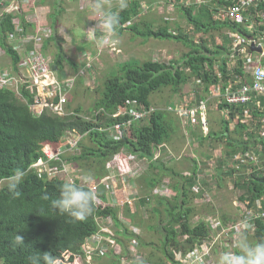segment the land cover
Returning <instances> with one entry per match:
<instances>
[{"label": "trees", "instance_id": "obj_1", "mask_svg": "<svg viewBox=\"0 0 264 264\" xmlns=\"http://www.w3.org/2000/svg\"><path fill=\"white\" fill-rule=\"evenodd\" d=\"M117 0H106L112 2ZM180 4V0H173ZM126 7L119 9L118 6L112 8L119 14V25L117 34L120 37L123 32L129 31L134 36L139 35L144 38L155 40H173L181 43L187 48L186 54L180 62L147 61L141 64L124 63L120 66L118 73L114 72L96 89L98 96L93 103V112L90 118L80 115V110L71 111L72 115L57 117L48 113L37 116L30 109L32 98L28 91L20 89L18 94L10 90L0 89V182L7 181L13 170L22 169L25 172L23 182L19 186L21 195L14 197L6 187L0 188V264H30L29 257L35 252H51L60 261L66 260L69 263L75 261L76 256H83L81 247L84 241L96 234L99 230L97 219L109 218L113 227L111 228L117 235L114 239L118 245L126 250V244L130 240L139 242L141 239L120 222L119 210L110 204L101 205L105 196L95 193L93 201V212L83 221L75 220L67 214H61L53 209L50 201L59 196L63 181L57 179H47L45 175L38 174L31 168L38 160H46L42 149L48 147L52 152L58 150L66 143L65 138L69 135L80 137L78 147L80 152L63 157L61 161L70 164L74 168H83L85 172H90L96 184L107 178L109 168L115 163V157L119 156V162L127 156H137L146 158L149 161L147 175L144 180L146 187L153 188L169 178L172 181L171 192L174 195L170 198H158L152 208L154 224L145 226L146 230L157 232L159 235V251L166 261L146 260L142 264H181L175 260L174 253L181 252L183 256L190 253L194 248L202 244L209 238L210 226L205 218H200L196 223L192 219L197 214V210L192 204L194 187L198 184L196 174L204 172L206 162L200 167L192 161V169L189 176L174 172L165 164L160 163V158L154 159L155 149L162 144L170 143L171 133L174 124L170 119L165 118V112L155 111L149 117L134 122L126 135L121 139L110 138L109 130L114 125L126 121L127 114L114 117L120 109L128 111L132 108L151 107L150 96L164 88H170L177 92L179 86L190 78L200 80L201 93L203 96L196 97V105L204 102L209 95V89L216 84L227 85L228 81L246 79L249 77L243 74L241 62L236 61L239 68L230 74L226 70V61L230 54L231 43L229 34L238 33L242 39L249 36L245 25L233 21L219 23L212 20L211 10L208 5H202L193 14L195 5L185 7L178 5L183 14V18L188 25L194 28L196 33L208 34L210 32H220L226 29V44L214 46L213 50L204 45L194 44L188 36L181 31L178 34L169 33L167 27L157 30L145 26V31H138L137 24H125L139 15V0H125ZM223 2H225L223 0ZM226 5L231 3L226 0ZM251 12L253 10L251 9ZM14 18L19 20V27L23 35H34L36 25L28 23L23 13L12 12L3 14L0 17V48H2L11 62V67L16 70L19 62L17 54L8 44V36L16 30L13 24ZM257 22L258 20L255 19ZM54 31L55 23H51ZM262 29V28H261ZM178 31V29L176 30ZM143 33V34H141ZM255 33V30L253 31ZM252 33V34H253ZM99 35V32H97ZM55 41V34L44 41L42 52L45 54L48 44ZM238 60V59H237ZM53 63L59 68L63 75V62L66 60L60 48L54 55ZM218 61V62H217ZM67 64L69 62L66 61ZM264 63V62H263ZM215 64L220 72L219 78L211 77ZM239 76V77H237ZM245 80V81H246ZM20 97V98H19ZM264 102V99H261ZM223 105L219 106V109ZM68 109V106H67ZM230 116L233 119L236 112H241V108L228 107ZM68 111H70L68 109ZM253 116L261 118V112L252 111ZM242 115V114H241ZM210 128V126L208 127ZM253 125L249 123L240 124L236 122L234 128H230L225 120H220V130L208 131L206 137L199 134L200 144H203L208 137H215L219 142L224 143L223 153L215 160V179L221 181L226 177L232 184L233 189L243 190L240 199L248 203L250 209H255L257 200L264 196V137L259 135L261 122ZM192 135V136H193ZM245 135L252 138L251 142L245 140ZM254 150L259 156L257 167H250V164L241 165L244 172L237 174L232 165H238L235 156L244 155L246 151ZM58 162L50 161L51 166H58ZM212 171L211 169H207ZM247 175V176H246ZM220 178V179H219ZM78 186H80L77 183ZM87 190L89 188L80 186ZM199 193L202 190H198ZM197 191V192H198ZM101 201V202H100ZM122 216L128 218L132 223L133 215L126 212L128 205L124 204ZM128 216V217H127ZM240 218L231 224L222 225L226 228L239 223ZM253 231L251 243L264 241V219H253ZM250 230H247V233ZM20 233L25 237V245L16 247L13 245V237ZM184 237H186L184 239ZM152 245V243H150ZM217 248V247H214ZM233 251H237L235 247ZM221 252L219 251V254ZM120 259V258H119Z\"/></svg>", "mask_w": 264, "mask_h": 264}, {"label": "rangeland", "instance_id": "obj_2", "mask_svg": "<svg viewBox=\"0 0 264 264\" xmlns=\"http://www.w3.org/2000/svg\"><path fill=\"white\" fill-rule=\"evenodd\" d=\"M195 1L200 0H191V4L195 5ZM186 2L187 0H185V2L184 0H180V3H183L181 5L185 7ZM200 2L205 3L204 1ZM139 4V15H137L132 22L134 25L137 24L138 31H145V26H149L153 30H157L160 27H167L169 33L178 34V32L181 31V33L188 36L189 40L194 44L204 45L210 50H213L214 46H218L224 42L226 43V30H221V33H196L194 28L188 25L183 18V14L178 7L180 4L173 3L172 0L171 3H169V0H139ZM106 5L112 9L118 6V0L106 2ZM145 5L148 6L146 13H144L143 10ZM21 6H25L27 9L23 12L25 20L30 24L36 25V29L38 26H47L50 28L52 26L51 23H55L53 27L54 31H52V33L55 34V41L48 44L45 54L53 60L54 53H56V48L59 45L65 49L64 55H66L69 64L66 62L63 63V75H61V72H59V74L61 76L75 77V85L68 96L67 106L70 110L69 112L80 110V115L84 118H90L92 116L93 103L98 96L96 93L98 86L105 78L111 76L114 72L118 73L117 71H119L120 66L124 65V63L141 64L143 62L153 61L169 64L170 62H180L188 51L181 43L173 40L148 39L137 34L134 36L132 32L125 31L118 37L119 44L112 47L108 45L98 46L95 44L97 43L95 40L87 43L89 46L92 45V48L86 49V52L88 51L93 54L88 59H83V56L79 59L77 55L78 51H76L74 47L79 49L83 44L82 40L89 38L84 32L86 31V27L91 28L97 23L94 19V21L91 19L93 17L90 14V0H25L19 4L20 8ZM211 19L214 20V18ZM177 29L178 31H176ZM63 39L64 41H60ZM70 40H72V42ZM83 46L84 45H82V47ZM96 48H99V50ZM4 57L0 60V69H5L11 65L10 60ZM88 61L90 62L88 63ZM236 61L241 62L240 67L242 70V61L240 59L231 61L228 57L225 66L230 74L234 73L233 70L239 68L236 66ZM86 64L90 65L87 69L85 67ZM217 69L218 66L215 64L212 69L211 77L216 76L219 78L220 72L216 71ZM238 80L244 81L246 79H241L239 77ZM199 84L200 82L197 83L194 78H190L189 81L179 86L177 92L172 91L170 88H164L159 92L151 94L149 100L152 107L156 110L158 108L165 112V118L170 119L174 124L173 132L171 133V141L167 145L168 150L164 149L162 154L165 153V155H162L160 158L161 164L164 163L166 167L172 168L174 172L180 174L190 173L192 169L191 158H194V163L198 165L205 160L208 163L211 156H213V162L208 165L210 167L209 169L212 171L199 178L198 184L195 186L196 190L193 191L196 197L192 199V204H194L197 214L192 219V223H196L200 218L211 220L213 223L222 222L224 224H231L239 218V221L242 220L239 225L242 227H239L229 239L226 237V234L222 236L220 239L224 247L220 248L219 244H217L215 246L217 248H214L210 254V258L208 259L209 263H204L217 264L220 255L219 251H227L231 249V246H235V241L237 240V234L239 232L245 229L250 230L247 233V237L251 243L250 238L253 229H250L251 227L248 225L246 226L244 223L245 220H243L246 216V212H249L248 209H250L245 201L240 199L243 190L240 189L239 191L233 189L232 184L226 177L221 178V181L217 180V178L215 179L216 171L213 169L215 168L213 163L215 159L223 153V141L221 143L213 136L204 139L207 141L200 144V139H198L199 136H207L203 132L200 133V128L197 129L196 126L192 127L195 130L194 132L199 134V136L191 138L189 131L190 126L188 127L182 124L185 120H182L173 112L164 109L167 105L174 106L180 103L187 107L194 105L196 101L195 97L203 96L201 93L202 87ZM212 89L213 87L210 88V94L207 96L204 106L207 109L210 108L207 111L208 127L210 126L208 131L214 130L217 132L220 130V120H225L226 115L214 106L216 103L215 100L220 99L221 94L217 88H215L216 91H212ZM215 95L217 97H215ZM71 136L74 135H69V137ZM244 139L251 142L252 138H248V136L245 135ZM79 152L80 149L76 152H72V150L67 151V147H65L61 155L63 157H71V155L78 154ZM236 157L239 158L240 156H235V159ZM132 158L138 157L131 156L127 161L123 160V163H120L119 156H116L114 160L115 164L113 165L114 170L109 168L110 164L106 165V168L109 169V174L107 178L102 180V183L97 184L95 179L92 178L91 173L85 172V169L74 168L70 164H63L67 167L69 166L71 169L72 177L75 180L74 183L79 182L81 185L89 188V190L105 196V200H103V202L100 201L101 205L110 204L118 208L120 222L123 223L130 232L135 230V235L140 237L141 244L130 240L127 242L124 252V248L116 243L109 247V250H107V247L105 256H93L90 260V256L86 255V259L84 257L75 259L73 263H69L66 259L60 261V264H142L143 261L148 259L154 261L159 259L166 263L159 251L158 233L146 230L145 226L149 224L152 225L156 222L155 218L152 217V208L155 206V201L158 198L170 199L174 195V193L170 191L172 190L170 187L172 181L166 177L162 183L160 182L157 185V187L162 188V184H165L168 188L166 194L162 196H158L156 187L145 189L146 181L144 178L147 172H149V161L144 164L143 172L139 175L132 177L122 174L123 176H120L117 172L123 173L129 171L134 164L138 163L139 160H133ZM246 163L248 164V162L242 161L240 164L244 166ZM233 167L236 169L237 174L244 172L243 167L239 165ZM111 172L114 176H112ZM6 183L7 181H1L0 188ZM200 189L202 190L201 193L198 191ZM134 198L135 200L132 201ZM124 204L128 205L126 208V212L128 210L127 214L133 215L134 220L132 223H130L126 217L122 216L121 219V213L125 207ZM99 224L103 225L104 223ZM106 224L110 229L113 227V223L110 220ZM110 236L113 240L117 238L116 233L112 229ZM185 238L186 237H184V239ZM222 239L224 240L222 241ZM150 243H152V245Z\"/></svg>", "mask_w": 264, "mask_h": 264}, {"label": "built area", "instance_id": "obj_3", "mask_svg": "<svg viewBox=\"0 0 264 264\" xmlns=\"http://www.w3.org/2000/svg\"><path fill=\"white\" fill-rule=\"evenodd\" d=\"M22 1L25 0H19L20 3ZM224 1L226 2V0ZM227 1L231 4H223L219 14L214 17V20H230L245 25V28L251 38L245 40L242 39L238 33L229 34V38L234 40L230 47L231 52L229 56L232 60L240 59L242 61L243 74L249 77V81L230 80L225 86H221L220 84L213 85L212 91H216L215 88H217L221 94V98L215 100V104L218 109L220 105H223V107L220 108V111L226 115L225 121L230 128H234L236 122H239L240 124L249 123L253 125L252 129H254L255 125L261 122L259 135L264 137V102H261V99H264V0ZM172 2L174 3L173 0ZM199 2L200 1H196V5L199 6L203 4ZM20 3L14 0H0V17L3 14L12 12L18 13ZM185 4L186 6L188 5L187 2ZM251 9L253 12H251ZM143 10L144 13H146L148 6L145 5ZM251 19H254L255 24H247L249 22L251 23ZM255 19H257L258 22H256ZM13 24L17 27L16 30L8 36V44L17 54L19 62L15 71L11 66L6 67L5 69H0V89L10 90L15 94H18L20 89L28 91L33 101L30 105V109L37 116H40L43 113H48L57 117L72 115L73 113L68 111L67 105L68 96L75 85V77L61 76L59 74V68L53 63L54 61L42 52L43 41L49 39L53 34L51 27L38 26L34 35H23L17 18L13 20ZM129 24L130 23L125 24V27ZM254 25H258L259 28ZM254 30L255 33H253ZM251 47H254V49H260V52L251 51ZM4 56L7 58L4 50L0 48V60H2ZM89 62L90 61H88V63ZM85 67L87 69L90 65L86 64ZM196 82L199 83L200 80L198 79ZM215 97L217 96L215 95ZM206 100L199 105L194 103L191 107L174 105L167 106L166 109L167 111L173 112L182 120H185L182 122L184 125L186 124L191 127L196 125L199 126L201 132L206 135L208 133L207 108L204 106ZM130 106L131 107L128 108V111H126V109H120L119 112L114 115V117H117L119 115L127 114L129 118L126 121L111 127L109 130L111 139H121L122 135H126L134 122L141 121L157 111L152 106L148 108L141 106L136 109L132 108L133 105ZM228 107L241 108L240 111L243 113H241V115L240 112H236L233 114L234 117L232 119L229 110H227ZM252 111L261 112L262 117H255L256 115L253 116L251 113ZM80 139L81 138L78 136L67 137L65 139L66 143L58 150L57 153L52 152L48 147H44L42 151L46 160H38L31 166V168L38 174L45 175L47 179H57L63 181L64 183H74L75 180L72 177L71 169L69 166L67 167L64 165L61 161V153L65 147H67V151H78V143ZM163 149H165L164 144L159 145L155 149L153 160L162 157ZM238 155L240 157H236L235 159L238 163L245 161L250 164V167H257L259 163V156L256 154V151L249 150L246 151L244 155H241V153ZM129 158H131V156H127L124 160L127 161ZM132 159H137L139 161L131 168L129 166V171H125L123 173L117 172L120 176L130 175L134 177L143 172V166L148 162V160L146 158L139 157ZM50 161L60 163L59 167L57 165L51 166ZM238 165L241 166L242 164ZM198 166L200 167V164H198ZM233 166L236 165H232L231 167L234 168ZM110 169L114 170L113 166H111ZM203 174L204 172L196 174V178L199 180V178L204 176ZM183 175L189 176L190 173H183ZM112 176H114L113 173ZM78 184L80 186H84L79 182ZM194 190H196L195 187ZM156 191L158 196H162L166 194L168 188L165 184H162V188L156 187ZM134 200L135 198L132 201ZM245 203L248 205L247 202ZM248 211L249 212H246V216L243 220H245L247 225L251 227L250 229H253L252 218L264 219V196L256 201L255 209H248ZM109 220V218L97 219V224L99 226L98 232L84 241L81 247L83 256H76V259L83 257L86 259V255L90 256V260L93 256H105V250L107 247V250H109V247L116 244V241H114L110 236L111 229L106 224ZM206 221L210 226L211 234L209 235V238L185 256H183L181 252L174 253L176 261L181 264L209 263L208 259L210 258V254L212 253L214 247L217 244H219L220 248L224 247L220 238L226 234V237L229 239L235 231L239 229V227H242L239 226L242 220L234 226L228 228L224 227L221 222L213 223L211 220ZM99 223L104 224L100 225ZM133 232L135 234V230H133ZM223 240L224 239H222V241ZM233 247L235 246H231L230 250H232Z\"/></svg>", "mask_w": 264, "mask_h": 264}, {"label": "clouds", "instance_id": "obj_4", "mask_svg": "<svg viewBox=\"0 0 264 264\" xmlns=\"http://www.w3.org/2000/svg\"><path fill=\"white\" fill-rule=\"evenodd\" d=\"M90 14L97 22L93 27L84 31L100 45L115 46L119 44L117 26L119 14L106 5L105 0H90ZM126 7L125 0H118V8ZM99 31L100 35H97ZM25 172L15 169L7 177V190L14 196L21 195L19 186L23 182ZM95 193L78 186L76 183L67 182L61 185L59 196L50 201L53 209L61 214H67L75 220L83 221L93 212ZM247 226V222H244ZM13 245L16 247L25 245L23 234L17 233L13 237ZM237 251L227 250L220 253L217 264H264V241L250 243L247 230L237 234L235 243ZM30 264H60L58 257L51 252H35L29 257Z\"/></svg>", "mask_w": 264, "mask_h": 264}, {"label": "crops", "instance_id": "obj_5", "mask_svg": "<svg viewBox=\"0 0 264 264\" xmlns=\"http://www.w3.org/2000/svg\"><path fill=\"white\" fill-rule=\"evenodd\" d=\"M14 1H17L18 3H20L19 2V0H14ZM200 1H204L205 3H203V4H201V5H196V1H195V6H197V8H200V6H202V5H208L209 6V9L212 11L211 12V16H212V18H214V16H217L218 14H219V12H220V10H221V8H222V5L223 4H225V2H223V0H200ZM180 2V1H179ZM184 2H185V0H184ZM169 3H171V1H169ZM193 3V2H192ZM180 4H183V3H180ZM187 6L186 7H188V6H191V5H194V4H191V0H187ZM34 5V4H33ZM32 5V6H33ZM31 6V7H32ZM194 9V12H193V14H195L197 11H198V9ZM32 9H33V7H32ZM27 9L25 8V6H21V8L19 9V11H18V13L20 14V13H23V12H25ZM197 10V11H196ZM59 11V10H58ZM0 13H1V9H0ZM92 20L94 19V18H91ZM134 19H135V17L133 18V19H131V22H129L130 24H133L132 22L134 21ZM90 20V19H89ZM91 20V21H92ZM94 21V20H93ZM215 21V20H214ZM251 21V23L249 22V23H247V24H249V25H252V23H254L255 24V22H254V19H251L250 20ZM226 21H219V23H225ZM258 22V21H257ZM87 24V23H86ZM129 26V25H128ZM254 26H256L257 28H259L258 27V25H254ZM89 29V27H86V31ZM51 30H52V28H51ZM223 30H226V29H223ZM220 33H221V30H220ZM246 33L248 34V32L246 31ZM68 35V34H67ZM74 35V34H73ZM249 36L247 37V39H249V38H251V36H250V34H248ZM83 36V35H82ZM87 37H89L88 39H83L82 40V42H83V44L82 45H84L83 47H82V45L79 47V49H77L76 47H74L75 48V50L76 51H78L77 52V55L79 56L78 58L80 59V57L81 56H83V59H88V58H90L91 56H92V54L93 53H89L88 51L86 52V49L88 50V48H92V45H90L89 46V44H87V43H89V42H93L94 40L90 37V36H87ZM73 40V39H72ZM72 40H70L71 42H72ZM60 41H64V39L63 40H60ZM94 44V43H93ZM96 45H98V46H100V44L99 43H95ZM226 44V43H225ZM232 44V43H231ZM220 45H224V43H222V44H220ZM219 46V45H218ZM58 48H60L61 49V51H62V54H63V56H65L64 57V59L67 61L68 59L66 58V55H64L65 54V49L63 48V47H61V45H59L57 48H56V53H57V51H58ZM97 50H99V48H96ZM56 53H54V54H56ZM53 54V55H54ZM229 60H231L232 61V58L229 56ZM9 59V58H8ZM65 61V62H66ZM65 62H63V63H65ZM226 70L229 72V70L226 68ZM216 71H218V69L216 70ZM233 80H234V78H233ZM196 98V97H195ZM206 100V99H205ZM196 102V101H195ZM168 106V105H167ZM166 106V107H167ZM175 106H183V104H175ZM214 106H216V104L214 105ZM166 107L164 108V109H166ZM210 109V108H209ZM209 109H207V111L209 110ZM157 110L158 111H161V110H159L158 108H157ZM167 110V109H166ZM183 124V123H182ZM184 125V124H183ZM184 126H188L189 127V125H184ZM196 127H197V129H199V126H197L196 125ZM191 128V129H190ZM189 131H190V137L191 138H195V136L193 135V134H195L196 132H194L195 130L190 126L189 127ZM200 133H202L201 132V130H200ZM193 135V136H192ZM165 145V149L166 150H168L167 149V145H168V143H166V144H164ZM163 151H164V149H163ZM165 155V153H163V156ZM212 158H213V156H211V158H210V161L207 163V161L205 160L204 162H206V167L207 168H210L208 165H210L211 164V162H213L212 161ZM192 159V161H194V158H191ZM203 162V163H204ZM214 167H215V161H214ZM214 169V168H213ZM205 172V174H203V175H206L208 172H211V171H209V170H205L204 171Z\"/></svg>", "mask_w": 264, "mask_h": 264}, {"label": "water", "instance_id": "obj_6", "mask_svg": "<svg viewBox=\"0 0 264 264\" xmlns=\"http://www.w3.org/2000/svg\"><path fill=\"white\" fill-rule=\"evenodd\" d=\"M250 49H251V51H257V52H260V49H254V47H251Z\"/></svg>", "mask_w": 264, "mask_h": 264}]
</instances>
